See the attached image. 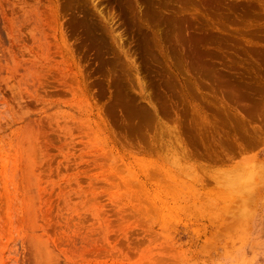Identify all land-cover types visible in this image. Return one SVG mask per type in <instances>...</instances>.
I'll return each mask as SVG.
<instances>
[{"label": "rangeland", "instance_id": "1", "mask_svg": "<svg viewBox=\"0 0 264 264\" xmlns=\"http://www.w3.org/2000/svg\"><path fill=\"white\" fill-rule=\"evenodd\" d=\"M0 264H264V0H0Z\"/></svg>", "mask_w": 264, "mask_h": 264}, {"label": "bare ground", "instance_id": "2", "mask_svg": "<svg viewBox=\"0 0 264 264\" xmlns=\"http://www.w3.org/2000/svg\"><path fill=\"white\" fill-rule=\"evenodd\" d=\"M250 169V168H249ZM243 170V169H242ZM239 171L238 173V175H233V177L231 176H229V178L226 180L227 181V183L230 185H232V187L233 186H236V189H237V186H238V189L241 187H243L244 185H246V181L244 180L245 178H246V176H245V172L244 171ZM252 170H253V168H252ZM247 171V170H246ZM246 173H248V171L246 172ZM247 176H249V175H247ZM245 177V178H244ZM247 179V178H246ZM248 181V180H247ZM230 185V186H231ZM249 185V184H248ZM237 191V190H236ZM246 194V193H245ZM244 194V195H245ZM244 197H246V196H244Z\"/></svg>", "mask_w": 264, "mask_h": 264}]
</instances>
